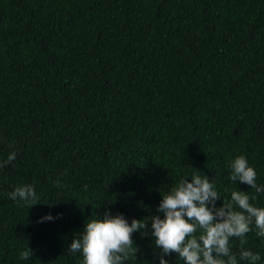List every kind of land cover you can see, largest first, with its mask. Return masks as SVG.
Masks as SVG:
<instances>
[{
  "label": "trees",
  "instance_id": "16d2710c",
  "mask_svg": "<svg viewBox=\"0 0 264 264\" xmlns=\"http://www.w3.org/2000/svg\"><path fill=\"white\" fill-rule=\"evenodd\" d=\"M240 155L264 186V0H0V264H82L68 248L106 210L148 219L124 264H159L150 219L182 177L264 208L230 180ZM246 241L264 264L254 224Z\"/></svg>",
  "mask_w": 264,
  "mask_h": 264
},
{
  "label": "clouds",
  "instance_id": "9594fccd",
  "mask_svg": "<svg viewBox=\"0 0 264 264\" xmlns=\"http://www.w3.org/2000/svg\"><path fill=\"white\" fill-rule=\"evenodd\" d=\"M15 159L16 153H10L4 164ZM229 167L231 181L247 184L257 194L264 192V186L256 183V171L249 166L245 156H236L229 162ZM8 196L29 208L39 200L32 185L18 186ZM162 197L157 211L164 214L163 218L155 215L150 219L151 235L156 247L162 251L159 264H167L164 256L171 253H178L184 264H237L229 247L230 238L240 241V260H247L249 264L261 260L259 253L243 248L247 234L253 231V224L255 235L264 237V208L250 202L257 198L255 195L250 197L247 192L233 190L230 202L216 207L220 195L214 185L208 177L193 173L190 181L182 177ZM237 207L239 211L235 210ZM52 219L49 215L42 221ZM147 227L148 219H133L129 225L122 214L112 216L106 210L102 219L98 217L85 223L68 251L81 253L82 264H124L138 251L133 247L132 234ZM30 256L33 254L29 247L20 252L22 260Z\"/></svg>",
  "mask_w": 264,
  "mask_h": 264
}]
</instances>
